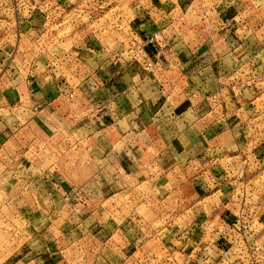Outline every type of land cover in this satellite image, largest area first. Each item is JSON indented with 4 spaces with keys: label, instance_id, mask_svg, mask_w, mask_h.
<instances>
[{
    "label": "crops",
    "instance_id": "0c3cea01",
    "mask_svg": "<svg viewBox=\"0 0 264 264\" xmlns=\"http://www.w3.org/2000/svg\"><path fill=\"white\" fill-rule=\"evenodd\" d=\"M196 1L172 0L142 10L131 21L142 35L163 29L167 36L161 54L149 47L152 69L98 58L94 68L84 70L73 66L79 61L73 57L64 69L31 57L0 75V172L6 175L0 186L8 188L3 202L11 215L27 220V227L64 209L75 215L77 226L95 221L85 236L81 230L73 239L66 218L56 217L55 226L34 231L4 264H73L69 258L79 247L89 255L75 264H122L150 242L149 236L160 248V235L168 248L184 249L187 258V235L203 237L223 218L232 220L226 209L236 207L232 183L237 179L213 178L207 185L204 178L213 164L235 158L244 140L238 132L245 121L243 107L252 108L254 101L242 103V68L228 69L224 59H260L249 50L246 36L257 25L264 33V21L242 24L234 16L238 11L227 10L224 14L236 22L204 26ZM254 13L264 20L262 7ZM246 26V35L238 33ZM239 49L244 56L237 57ZM51 141L57 149L50 154L61 159L40 167L33 153L47 158L54 150ZM152 221L166 223L165 228L154 229ZM131 222L144 227L129 230ZM114 237L130 243V249H116ZM117 251L118 261L112 256Z\"/></svg>",
    "mask_w": 264,
    "mask_h": 264
},
{
    "label": "rangeland",
    "instance_id": "374dc122",
    "mask_svg": "<svg viewBox=\"0 0 264 264\" xmlns=\"http://www.w3.org/2000/svg\"><path fill=\"white\" fill-rule=\"evenodd\" d=\"M162 1L169 0H0V75L13 71L15 64L20 65L23 60L28 61L31 57L55 62L54 65L56 63L63 65L64 69L69 68L68 61H71L70 58L73 57L79 59V61H72L73 66L76 65L74 67L90 70L98 63V58H108L110 52L117 48L115 41L120 40L126 30L129 32L130 20L141 14L142 10H147L146 6H153ZM229 1L221 2L219 6L223 12H218V8L210 9L211 4L214 3L213 7L218 5V0H205L209 10L202 6V2L199 4L200 0H197L195 8L201 9L197 12V15L201 16L200 22L206 26L207 21L211 23L219 19H230L236 15L243 19L242 24L264 21L263 14L257 13L256 16L254 13L258 7L264 9V0H232L231 4ZM228 6L231 7L226 8ZM227 10L238 12H234V16L226 15L224 13ZM234 22L236 20L231 24ZM220 27L223 28V26ZM257 27L255 32L251 30L246 37H251L249 50L260 59L257 57L253 61L245 59V51L242 49L236 53L237 57L244 56L238 62L224 59L226 68H242L238 75L240 76L238 85L243 86V92L239 95L242 103L251 104L250 101L255 103L252 108L248 105L243 107L242 114L245 121L238 132L244 140L235 149L233 153L236 155L235 158L226 157L217 164H213L208 170L210 173L207 171L204 178L207 185L212 184L213 178L219 182L223 180V183L228 181L232 183V179H237V183H232V189H236L232 193L233 201L237 203L236 207L231 210L226 209V214L230 213L232 220L223 218L224 223L216 225L215 227L218 228L209 231V235L203 237L187 235V258L184 249L168 248L169 243L166 244L164 235H160L159 246L162 245L160 248L153 245L155 237L149 236L146 238L150 241L146 243L148 246L143 244L142 250L133 254L131 259H127L128 262L121 261L122 264H186V261L187 264H264V33L263 29H259V25ZM247 29L248 26L240 29L238 33L246 35L244 33L248 31ZM211 31L214 35L217 29ZM176 32L177 35L178 32L180 33L179 30ZM221 36L223 35L218 37ZM234 58L236 59V56ZM56 72L58 76L62 75L61 70ZM224 111L227 110H223V114H225ZM246 143L247 146H245ZM50 144L54 150L48 152L47 158L40 156L38 151L33 153L34 155L37 153L35 159L38 160L40 167L44 164L50 166L61 159L55 154H50L57 149L55 141H51ZM39 145L38 143L35 149H38ZM22 160L29 161L27 158ZM238 167L244 168V171H236ZM227 168H229L228 171ZM2 172H0V180L6 182V175ZM210 174L213 176L211 177ZM216 186H219V183ZM7 194L8 188L0 186V202L3 203L0 205V263L5 261L13 248L29 240L30 235L33 237L34 231L45 226H55L58 223L56 217L66 218L67 228L72 232L73 239L81 230L84 231L85 236V230L92 229L95 225L94 220L90 222L86 220L85 223L77 226L79 222L75 221V215L68 209H64L59 215H51L48 220L47 218L41 221L35 219L27 227V220H21L18 217L16 219L11 215L13 211L4 204L3 197ZM134 207L136 208L131 206V208ZM139 214L148 218L141 209ZM119 220V218L116 219V227H119L118 224L121 223ZM165 225L166 223L163 222H151L154 229H164ZM244 225H247L245 229ZM65 227L64 224L62 228ZM137 227L144 226L138 222H131L128 225L129 230L131 228L136 230ZM114 239L116 244L113 243V245L116 249H130V243L127 245V242L120 238L114 237ZM87 243L88 241H85L83 245ZM34 244L33 239L30 245L34 246ZM79 248L80 252L72 253L69 258L73 264L77 261L83 262L89 255L85 256L83 248ZM196 251H198L197 254ZM112 256L118 261L122 255L117 251L112 253ZM96 264L102 263L98 261Z\"/></svg>",
    "mask_w": 264,
    "mask_h": 264
},
{
    "label": "built area",
    "instance_id": "2783aa9c",
    "mask_svg": "<svg viewBox=\"0 0 264 264\" xmlns=\"http://www.w3.org/2000/svg\"><path fill=\"white\" fill-rule=\"evenodd\" d=\"M218 5L216 4L215 7H213L214 3L211 4L210 9L212 10H218V12H223L220 8V4L222 0H218ZM205 7L206 10H209L208 7H206L205 0H200L199 4ZM172 0L166 1V2H159L155 3L153 6H146L145 9H150L154 6L159 5H169L172 4ZM232 3V0L229 1V4ZM191 4V2L189 3ZM231 6H228L226 8H229ZM203 8V7H202ZM224 10V9H223ZM42 11V9H41ZM133 20V19H132ZM128 22L130 25L129 32L126 30L123 34V36L120 38V40H116L115 43L117 44V48L114 49V51L110 52V56L108 57L109 61L112 64H117L121 60L128 64H134L143 67L144 69H152L154 67V60L151 57L150 48L153 51V54H161L164 51L165 46L167 45V36L162 33L163 29H156L153 32H151L149 35H142L139 30H136L132 27L131 21ZM221 24L220 26H229L232 21H234L233 18H225L224 20L219 19L217 20ZM216 96L213 95V98ZM240 172L244 171V168H239ZM237 222V220H236ZM247 225H244L243 228L245 229ZM4 264V263H0Z\"/></svg>",
    "mask_w": 264,
    "mask_h": 264
}]
</instances>
